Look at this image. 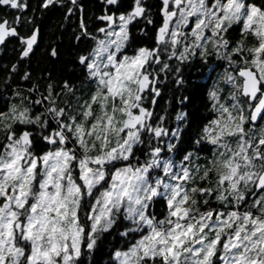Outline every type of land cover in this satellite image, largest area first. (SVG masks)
Here are the masks:
<instances>
[{
  "label": "snow or ice",
  "instance_id": "6c2138e0",
  "mask_svg": "<svg viewBox=\"0 0 264 264\" xmlns=\"http://www.w3.org/2000/svg\"><path fill=\"white\" fill-rule=\"evenodd\" d=\"M0 264H264V0H0Z\"/></svg>",
  "mask_w": 264,
  "mask_h": 264
},
{
  "label": "trees",
  "instance_id": "16d2710c",
  "mask_svg": "<svg viewBox=\"0 0 264 264\" xmlns=\"http://www.w3.org/2000/svg\"><path fill=\"white\" fill-rule=\"evenodd\" d=\"M85 3L88 6V10L91 11L95 5L97 4V0H85ZM61 17L58 10H55L51 13V15L48 17V19L45 21L44 24V33L45 37H51L55 39V36H53L54 31L57 30V25L60 22ZM44 46V42L42 41L41 47ZM40 50L37 49V54L39 55ZM7 55V53H5ZM70 57V49L67 46V43L61 46V62L68 60ZM61 66L60 62H58L57 67L59 68ZM207 80V83L210 84L211 80L207 79V72H204L203 74H199L198 69H193L191 75L188 76V83L191 88L199 89V86L204 85L205 81ZM187 94V93H186ZM165 99L171 101V94H167ZM163 101H161V106H163ZM174 103V102H172ZM159 111V107L157 109ZM187 111L192 113L194 116L199 117L204 113V107H203V99L201 97V91H196L192 94V102L188 105ZM174 115V113H173ZM96 259L98 261H102L104 259L103 255L101 253H97Z\"/></svg>",
  "mask_w": 264,
  "mask_h": 264
}]
</instances>
